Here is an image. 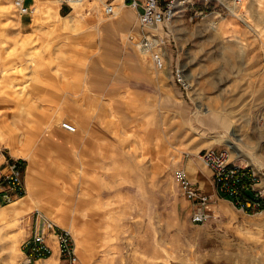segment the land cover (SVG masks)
<instances>
[{
  "label": "rangeland",
  "instance_id": "rangeland-1",
  "mask_svg": "<svg viewBox=\"0 0 264 264\" xmlns=\"http://www.w3.org/2000/svg\"><path fill=\"white\" fill-rule=\"evenodd\" d=\"M85 1L42 13L30 0L20 16L0 0V127L19 135L13 156L31 159L27 195L0 205V264H22L35 209L82 240L80 264H264V211L216 197L214 216L194 223L173 178L181 166L211 174L199 152L226 149L264 188V0L228 5L238 16L217 2L180 8L159 30L163 70L132 42L142 34L132 7L123 2L122 27L105 0Z\"/></svg>",
  "mask_w": 264,
  "mask_h": 264
},
{
  "label": "built area",
  "instance_id": "built-area-1",
  "mask_svg": "<svg viewBox=\"0 0 264 264\" xmlns=\"http://www.w3.org/2000/svg\"><path fill=\"white\" fill-rule=\"evenodd\" d=\"M59 1L62 4H72L85 0ZM105 1L104 13L113 15L116 0ZM195 1L217 2L222 4L228 12H232L229 6L241 7L247 0H225L228 4L226 2L223 4L222 0H123L137 12L139 19L142 34L139 38L132 37V42L144 53L149 54L157 70L165 69L167 60L163 49L165 37L157 30V27L172 20L180 8ZM13 7L20 16L28 15L30 0H13ZM174 76L180 84H183L184 80L178 70ZM64 126L75 130L69 123ZM199 157L211 170L212 179L220 197L229 199L244 212L251 209L264 211V188L259 186L261 179L255 169L230 159L226 149L217 151L209 148L200 151ZM27 163L26 159L15 157L7 148L0 147V205H9L27 194L25 179ZM173 178L183 196L193 203L191 221L194 223L209 221L214 216L210 207L214 198L192 178L185 167L176 168L173 171ZM248 191L252 192L251 195H247ZM36 213L31 233L22 243L24 254L22 264H35L39 260L56 255V248L62 264H80L72 231L58 225L40 211L37 210Z\"/></svg>",
  "mask_w": 264,
  "mask_h": 264
},
{
  "label": "bare ground",
  "instance_id": "bare-ground-1",
  "mask_svg": "<svg viewBox=\"0 0 264 264\" xmlns=\"http://www.w3.org/2000/svg\"><path fill=\"white\" fill-rule=\"evenodd\" d=\"M59 1V0H58ZM60 2V1H59ZM225 0H222V3L223 4H225ZM85 3H86V1H82V2H78V3H72L71 5H73V4H77V7H82V6H84L85 5ZM53 4H54V0H33V7H32V9L33 10H36V12L38 11V12H42V13H50L51 12V10L54 8L53 7ZM106 4V3H105ZM104 4V5H105ZM92 5V4H91ZM123 6H124V4H123V0H121L120 1V3H116V6H115V10H114V13H113V15L114 16H116V19H117V21L115 22V23H111L110 25H113V24H118V25H120V26H122V27H126V26H129V22H128V20L126 19V15H125V12L123 11ZM95 7H98L99 8V6L98 5H96ZM234 8H237L236 6H233ZM5 8V7H4ZM92 8H94V4H93V6H92ZM103 8H104V6H103ZM6 9V8H5ZM8 9V8H7ZM231 11L236 15V16H238V14H237V11L236 10H234L233 8H231ZM236 11V12H235ZM3 12H4V10H3ZM103 12H104V9H103ZM41 13V14H42ZM39 14V13H38ZM56 14H58L57 12H56ZM246 20V19H245ZM58 21L59 22H63V25L62 24H59L58 25V27L56 28V29H58V30H60V29H64L65 27L67 28V25H69V24H72L71 22H74L75 21V18L73 17V15L72 14H70V15H68V16H66V17H64L63 19H60V18H58ZM131 28V27H130ZM132 29V28H131ZM161 29V26H159V27H157V30L159 31ZM210 118V117H209ZM4 120H7V116H6V118L4 117L3 118ZM220 119V118H219ZM222 120H224V119H222ZM232 121H231V119H230V117L229 116H226V114H225V126L229 129V131L232 133ZM31 129H33V128H31ZM30 129V130H31ZM13 129L12 128H10V126H9V124H6V125H3V126H1L0 127V136H4L5 134H8V137H9V142H8V144L6 145L7 147L6 148H8L11 152V154L12 155H15V154H17L16 152H15V146H13V144H14V141H15V139H17V137L19 136V135H16V134H14L13 132ZM33 130H31V132H32ZM29 132V131H28ZM22 134V133H21ZM24 135V134H23ZM235 135V134H234ZM237 136V135H236ZM226 143L233 149V150H239L238 149V147H237V145L232 141V139L231 138H227L226 140ZM34 154V153H33ZM37 154V153H36ZM19 158H24V159H26V160H28L29 162H31V159L29 158V156L27 157H20L19 156ZM260 158V157H259ZM30 185V184H29ZM28 193V192H27ZM27 195V194H26ZM25 195V196H26ZM24 196V197H25ZM24 197H22V198H24ZM28 197L29 198H31V199H37V196H36V194H35V187H32L31 185H30V189H29V195H28ZM22 198H20V199H22ZM40 199V198H39ZM19 200V199H18ZM37 204H39V203H37ZM35 210H39V209H35ZM23 211V207H12V209L11 210H9L8 211V213L9 214H13V216H17V215H19V213H21ZM40 211V210H39ZM5 217H6V215H5ZM53 221H55L54 219H53ZM61 221V220H60ZM62 222V221H61ZM57 223V222H56ZM58 224V223H57ZM58 225H60V224H58ZM61 226V225H60ZM62 227H64V226H62ZM71 230V229H70ZM72 231V230H71ZM73 232V231H72ZM11 239V238H10ZM15 240V239H14ZM13 240V241H14ZM12 241V242H13ZM82 240H80V239H77V250L78 249H80L81 248V246H82ZM77 253H78V251H77Z\"/></svg>",
  "mask_w": 264,
  "mask_h": 264
},
{
  "label": "crops",
  "instance_id": "crops-1",
  "mask_svg": "<svg viewBox=\"0 0 264 264\" xmlns=\"http://www.w3.org/2000/svg\"><path fill=\"white\" fill-rule=\"evenodd\" d=\"M118 3H120L121 0H117ZM126 5V4H125ZM127 6V5H126ZM28 161V160H27ZM29 162V161H28ZM31 163V162H29ZM187 167H189V164H187ZM191 174V172H190ZM192 175V174H191ZM200 180H196L199 182L200 186L202 188L205 189V191H207L213 198L216 197H220L219 196V192L216 188V186L214 185L213 179H212V174L206 173V172H201V175H198ZM32 187H35V185H31ZM222 198V197H221ZM224 201H228L231 202L229 199L227 198H222ZM56 255H58V253L56 252Z\"/></svg>",
  "mask_w": 264,
  "mask_h": 264
},
{
  "label": "trees",
  "instance_id": "trees-1",
  "mask_svg": "<svg viewBox=\"0 0 264 264\" xmlns=\"http://www.w3.org/2000/svg\"><path fill=\"white\" fill-rule=\"evenodd\" d=\"M247 195H251V194H248V192H247Z\"/></svg>",
  "mask_w": 264,
  "mask_h": 264
}]
</instances>
